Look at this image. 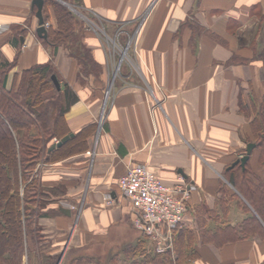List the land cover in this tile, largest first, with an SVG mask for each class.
Masks as SVG:
<instances>
[{
  "label": "crops",
  "instance_id": "obj_1",
  "mask_svg": "<svg viewBox=\"0 0 264 264\" xmlns=\"http://www.w3.org/2000/svg\"><path fill=\"white\" fill-rule=\"evenodd\" d=\"M60 1L85 21L83 40L99 71L83 74L67 47L38 36L33 0H0V71L16 59L6 88L18 87L25 69L52 62L61 87L68 83L78 97L64 115L70 141L85 137L75 151L37 164V251L59 254L58 264L82 255L91 264H131L141 255L126 251L140 242L154 252L119 186L142 163L167 184L195 185L171 264L178 257L181 264H264V233L217 245L200 238L196 219L202 203L223 216L219 188L234 189L224 171L254 139L250 122L264 104V0ZM46 22L57 24L52 8ZM249 161L264 172L257 146ZM247 216L231 196L222 220L237 225ZM180 244L188 255H178Z\"/></svg>",
  "mask_w": 264,
  "mask_h": 264
},
{
  "label": "trees",
  "instance_id": "obj_2",
  "mask_svg": "<svg viewBox=\"0 0 264 264\" xmlns=\"http://www.w3.org/2000/svg\"><path fill=\"white\" fill-rule=\"evenodd\" d=\"M50 8L54 11L57 24L48 27L45 42L67 47L83 74L99 71V63L83 40L85 21L60 0H45V20L49 18ZM14 64L16 59L4 62L0 71V264H26V259L30 263L33 250H37L36 243L41 239L37 218L42 213L41 187L35 175L37 164L40 161L51 162L75 151L85 139L84 133L78 134L72 141L71 136L61 146L49 150L55 143V137L62 139L70 133L64 115L78 99L77 94L68 83L60 89L57 87L53 79L57 70L52 62L25 69L19 86L7 89V72ZM242 107L245 108V103ZM250 125L254 138L250 141L256 142L260 159L264 162V104L257 110ZM249 160L245 167L237 163L224 171L233 190L227 184L219 188L224 217L228 216L231 196L238 198L248 216L233 225L228 220H222L223 216L217 210L202 203L196 219L199 236L204 242L223 245L264 233V172H256ZM209 219L217 222L214 227L208 226ZM182 234L181 230L177 232L176 241ZM30 240L34 242L33 248ZM142 244L140 242L126 251L131 255H141L131 264L174 263L169 251L163 254L148 252ZM177 250L179 256L189 252L187 246L181 244ZM59 258V254L52 255L42 264H58ZM176 260L177 264H181V257ZM91 263V257L82 255L63 264Z\"/></svg>",
  "mask_w": 264,
  "mask_h": 264
},
{
  "label": "built area",
  "instance_id": "obj_3",
  "mask_svg": "<svg viewBox=\"0 0 264 264\" xmlns=\"http://www.w3.org/2000/svg\"><path fill=\"white\" fill-rule=\"evenodd\" d=\"M45 25L50 24L46 22ZM4 28L0 23V30ZM119 186L133 203L134 227L145 234L154 252L163 254L173 249L177 229L185 221L195 185L191 182L167 184L152 168L137 163L120 177Z\"/></svg>",
  "mask_w": 264,
  "mask_h": 264
},
{
  "label": "water",
  "instance_id": "obj_4",
  "mask_svg": "<svg viewBox=\"0 0 264 264\" xmlns=\"http://www.w3.org/2000/svg\"><path fill=\"white\" fill-rule=\"evenodd\" d=\"M44 3H45V0H33V5L37 6V12H36V15L37 17L39 18V25L37 27V34L39 37H42V38H47L48 36V29L45 25V17H44V14H43V7H44ZM21 41L23 42L24 41V37H21ZM53 79L57 85V87L60 89L61 88V82L57 76V74H53ZM73 135V133H70V134H67L65 135L62 139H60L59 141L53 143L51 145V147L49 148V150H52L53 148L57 147V146H61L64 142H66L68 139H70V137ZM256 146V142L254 141H249L246 145V149H245V153L238 157L235 161H233L228 167L227 169L233 167L235 164L237 163H240L243 167H245L246 165V162L250 159L251 157V154L253 152V149L255 148ZM62 211L66 212V213H70V209L68 208H64L62 207L61 208Z\"/></svg>",
  "mask_w": 264,
  "mask_h": 264
},
{
  "label": "rangeland",
  "instance_id": "obj_5",
  "mask_svg": "<svg viewBox=\"0 0 264 264\" xmlns=\"http://www.w3.org/2000/svg\"><path fill=\"white\" fill-rule=\"evenodd\" d=\"M244 153H245V151H244ZM244 153H242L241 155H243ZM232 190H233V188H232ZM178 231H180V229ZM37 246H38V244H37ZM80 254H88V250L87 249H84L83 251L81 250ZM50 256H52V255H49L48 252L47 253H42V252L40 253V250L39 251L33 250L32 254H31V263L32 264L33 263L34 264H42V262H46V261L50 260ZM68 261H70V260H68ZM26 264H29L27 259H26Z\"/></svg>",
  "mask_w": 264,
  "mask_h": 264
}]
</instances>
